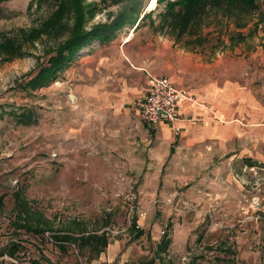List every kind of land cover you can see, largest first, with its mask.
<instances>
[{
	"label": "rangeland",
	"instance_id": "rangeland-1",
	"mask_svg": "<svg viewBox=\"0 0 264 264\" xmlns=\"http://www.w3.org/2000/svg\"><path fill=\"white\" fill-rule=\"evenodd\" d=\"M72 1L0 0V47L5 40L18 48L0 51V264H264L263 164L250 168L237 151L215 153L176 136L167 160L168 148L135 115L136 101L100 114L83 105L137 99L157 77L207 107L199 99L213 91L256 94L264 0L231 15L210 11L196 35L179 40L160 30L156 6L135 30L82 48L48 86L25 89L70 37ZM132 2L81 0L84 29L110 24ZM150 2L139 0L142 15ZM24 109L35 111V123L16 122L12 113ZM17 191L43 235L17 224ZM134 220L144 231L135 240ZM62 231L105 232L109 245L95 259L73 245L62 251L53 241ZM164 232L171 242L157 253Z\"/></svg>",
	"mask_w": 264,
	"mask_h": 264
},
{
	"label": "trees",
	"instance_id": "trees-1",
	"mask_svg": "<svg viewBox=\"0 0 264 264\" xmlns=\"http://www.w3.org/2000/svg\"><path fill=\"white\" fill-rule=\"evenodd\" d=\"M254 0H157V9L161 6L159 13L160 30L173 39L179 40L184 36H194L201 28L205 18L210 11H221L224 15H231L234 11L244 10L248 4L252 6ZM139 0H134L132 4L126 8V11L120 13L110 24L98 25L89 30L84 29V17L81 0H73L71 5L75 8L76 22L70 37L57 48L55 55L50 56L44 65H40L38 71L24 84V88L34 91L42 87L48 86L52 81L57 79L58 74L65 70L74 57L82 48L86 47L93 41L99 42L109 41L117 32L127 27L128 29L138 28L145 19L150 18L154 10L144 11V4L137 5ZM64 6V3L61 4ZM136 26V28H135ZM32 38V37H30ZM10 39L6 40L9 41ZM0 47L5 52H18L17 46L12 42H5ZM22 53H19L21 56ZM13 118L21 125H30L35 123L36 113L32 109H24L20 113H12ZM23 195V194H22ZM19 191L14 192L13 196L16 200L15 212L19 220L17 224L25 230H33L36 235H43L44 232L38 227H32L27 221L29 216V207L26 199ZM2 196H0V206L2 205ZM29 228V229H28ZM130 231L134 233V238H139L143 231L137 227L135 220L132 221ZM53 241L59 250L64 251L65 245L75 246L79 253L88 250L92 257L99 258L109 244L105 232L97 234L95 232H83L80 234L66 233L62 231L53 235ZM170 239L166 232L163 233L158 245L159 251L164 252ZM10 255L15 257L19 250L17 244H12Z\"/></svg>",
	"mask_w": 264,
	"mask_h": 264
},
{
	"label": "crops",
	"instance_id": "crops-1",
	"mask_svg": "<svg viewBox=\"0 0 264 264\" xmlns=\"http://www.w3.org/2000/svg\"><path fill=\"white\" fill-rule=\"evenodd\" d=\"M147 88L148 85L137 99H111V97L108 99H85L83 105L88 110V114L119 111V107L127 104V101L134 102L142 98ZM199 100L208 103L209 106L203 108L186 102L179 105V113L183 117L200 118L202 122H182L178 134H173L162 122L153 126L144 125L151 136L154 134L157 136L158 143L162 147L168 148L167 160L174 153V147L170 144L173 137L176 136L182 143H187L192 147H209L215 153L236 155L237 151L242 158H245L244 163L250 168L255 167L256 163L264 165V82L256 94L252 91L246 92V90L240 95L228 90H217L213 91L208 98ZM235 106L240 107L236 108ZM133 108H135V115L138 116L136 107ZM240 118L242 122L238 120ZM143 235L144 231L141 236Z\"/></svg>",
	"mask_w": 264,
	"mask_h": 264
},
{
	"label": "built area",
	"instance_id": "built-area-1",
	"mask_svg": "<svg viewBox=\"0 0 264 264\" xmlns=\"http://www.w3.org/2000/svg\"><path fill=\"white\" fill-rule=\"evenodd\" d=\"M182 102L207 107L206 104H197L192 95L177 88L168 77H157L151 80L145 95L135 102V107L144 125L153 126L162 122L173 134H178L182 122H202L200 118L183 117L179 113V105Z\"/></svg>",
	"mask_w": 264,
	"mask_h": 264
},
{
	"label": "bare ground",
	"instance_id": "bare-ground-1",
	"mask_svg": "<svg viewBox=\"0 0 264 264\" xmlns=\"http://www.w3.org/2000/svg\"><path fill=\"white\" fill-rule=\"evenodd\" d=\"M156 8V0H151L148 10H154Z\"/></svg>",
	"mask_w": 264,
	"mask_h": 264
}]
</instances>
